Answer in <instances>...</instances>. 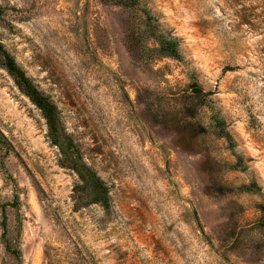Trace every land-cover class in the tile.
<instances>
[{
    "label": "rangeland",
    "instance_id": "1",
    "mask_svg": "<svg viewBox=\"0 0 264 264\" xmlns=\"http://www.w3.org/2000/svg\"><path fill=\"white\" fill-rule=\"evenodd\" d=\"M0 42L59 133L0 66V264H264V0H0Z\"/></svg>",
    "mask_w": 264,
    "mask_h": 264
},
{
    "label": "trees",
    "instance_id": "2",
    "mask_svg": "<svg viewBox=\"0 0 264 264\" xmlns=\"http://www.w3.org/2000/svg\"><path fill=\"white\" fill-rule=\"evenodd\" d=\"M0 66L4 67L7 72L13 76L17 86L24 91L30 101L40 110L43 118L46 121L48 127V134L50 142L53 145L59 143V133L57 127V114L54 104L45 96H43L38 89L33 85L32 81L26 76L24 71L20 69L14 58L3 48L0 42ZM219 124H223L222 121L217 120ZM229 138V134H226ZM86 168V167H85ZM80 180L86 184H90L94 191V202L108 201L106 197V187L99 180L95 174L88 168L85 173H79ZM9 247V246H8Z\"/></svg>",
    "mask_w": 264,
    "mask_h": 264
}]
</instances>
